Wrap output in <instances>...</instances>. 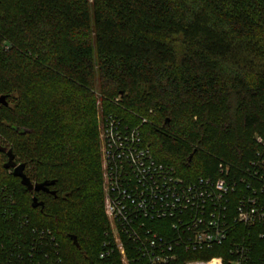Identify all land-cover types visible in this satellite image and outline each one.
I'll return each mask as SVG.
<instances>
[{
    "label": "trees",
    "instance_id": "16d2710c",
    "mask_svg": "<svg viewBox=\"0 0 264 264\" xmlns=\"http://www.w3.org/2000/svg\"><path fill=\"white\" fill-rule=\"evenodd\" d=\"M1 97L0 144L54 185L32 194L0 153V196L53 232L65 264H96L110 227L99 106L146 118L154 158L187 181L220 163L239 174L264 141V0H0Z\"/></svg>",
    "mask_w": 264,
    "mask_h": 264
},
{
    "label": "built area",
    "instance_id": "2783aa9c",
    "mask_svg": "<svg viewBox=\"0 0 264 264\" xmlns=\"http://www.w3.org/2000/svg\"><path fill=\"white\" fill-rule=\"evenodd\" d=\"M116 103L118 100L115 101ZM104 233L96 264H264V141L239 174L220 163L217 177H180L159 163L135 127L98 108ZM12 173V171H10ZM0 196V264H65L53 232ZM222 249L223 255L188 260Z\"/></svg>",
    "mask_w": 264,
    "mask_h": 264
},
{
    "label": "water",
    "instance_id": "95a60500",
    "mask_svg": "<svg viewBox=\"0 0 264 264\" xmlns=\"http://www.w3.org/2000/svg\"><path fill=\"white\" fill-rule=\"evenodd\" d=\"M3 101H4V98L1 97L0 102H3ZM0 153L6 155L7 157V161L4 163L3 168L5 170L12 171V175L16 178H19L21 180V184L24 187H26L29 191L34 190L35 192H39V191L48 192L49 187L54 185V182L46 181L40 184H36L34 186L32 182L24 174L25 165L17 164L12 150L7 149L6 147L0 144ZM42 205L43 204L41 202H38L37 198L33 199L32 201L33 208L41 207ZM71 240L74 242V244H77L75 237H71Z\"/></svg>",
    "mask_w": 264,
    "mask_h": 264
},
{
    "label": "flooded vegetation",
    "instance_id": "af4514ba",
    "mask_svg": "<svg viewBox=\"0 0 264 264\" xmlns=\"http://www.w3.org/2000/svg\"><path fill=\"white\" fill-rule=\"evenodd\" d=\"M34 186L36 185V184H34V183H32ZM38 184V183H37ZM40 184V183H39ZM51 188H52V186L51 187H49V189H48V192H44V191H39V192H35L34 190H32V191H30L32 194H34V195H38V194H41V193H46V194H49V193H52V190H51ZM34 198H36L35 196L34 197H32V200L34 199ZM39 202V201H38Z\"/></svg>",
    "mask_w": 264,
    "mask_h": 264
},
{
    "label": "rangeland",
    "instance_id": "374dc122",
    "mask_svg": "<svg viewBox=\"0 0 264 264\" xmlns=\"http://www.w3.org/2000/svg\"><path fill=\"white\" fill-rule=\"evenodd\" d=\"M6 161H7V158H6L5 162H6ZM5 162H4V163H5Z\"/></svg>",
    "mask_w": 264,
    "mask_h": 264
}]
</instances>
